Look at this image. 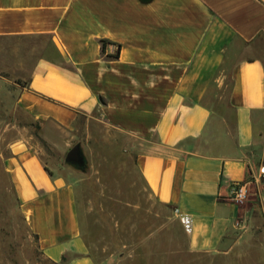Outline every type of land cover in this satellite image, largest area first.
<instances>
[{
	"label": "crops",
	"instance_id": "obj_1",
	"mask_svg": "<svg viewBox=\"0 0 264 264\" xmlns=\"http://www.w3.org/2000/svg\"><path fill=\"white\" fill-rule=\"evenodd\" d=\"M0 55L42 131L78 144L99 126L106 141L124 137L185 252L226 254L244 237L255 201L236 205L229 190L245 183L264 203V0H0ZM228 74L233 125L207 102ZM7 168L45 256L96 264L73 180L29 138L12 144Z\"/></svg>",
	"mask_w": 264,
	"mask_h": 264
},
{
	"label": "rangeland",
	"instance_id": "obj_2",
	"mask_svg": "<svg viewBox=\"0 0 264 264\" xmlns=\"http://www.w3.org/2000/svg\"><path fill=\"white\" fill-rule=\"evenodd\" d=\"M6 61L0 57V264H56L45 256L30 228L7 168L12 144L24 138L75 183L80 227L96 264H264V203L259 197L249 195L243 204L255 201L254 211L242 228L244 237L227 248L226 254L185 252L176 214L150 195L134 159L120 148L124 137L115 134V142L106 141L105 129L99 126L89 142L80 143L86 168L68 164L66 156L79 142L55 128L42 131V124L18 105L24 82L13 76ZM225 81L223 89H217L207 102L233 125L229 74Z\"/></svg>",
	"mask_w": 264,
	"mask_h": 264
},
{
	"label": "built area",
	"instance_id": "obj_3",
	"mask_svg": "<svg viewBox=\"0 0 264 264\" xmlns=\"http://www.w3.org/2000/svg\"><path fill=\"white\" fill-rule=\"evenodd\" d=\"M260 176L264 178V163L260 167ZM249 189L245 183H233L230 186L229 196L232 202L236 205H243L249 198ZM185 229L188 233L192 231V222L189 218L183 220Z\"/></svg>",
	"mask_w": 264,
	"mask_h": 264
},
{
	"label": "water",
	"instance_id": "obj_4",
	"mask_svg": "<svg viewBox=\"0 0 264 264\" xmlns=\"http://www.w3.org/2000/svg\"><path fill=\"white\" fill-rule=\"evenodd\" d=\"M66 161L68 164L79 169H85L87 160L80 144L75 145L67 154Z\"/></svg>",
	"mask_w": 264,
	"mask_h": 264
}]
</instances>
